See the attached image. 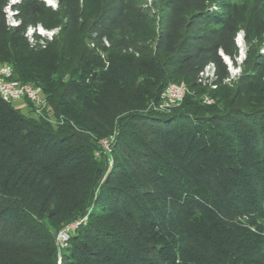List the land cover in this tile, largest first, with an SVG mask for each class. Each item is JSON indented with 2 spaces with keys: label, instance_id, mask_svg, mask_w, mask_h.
<instances>
[{
  "label": "trees",
  "instance_id": "1",
  "mask_svg": "<svg viewBox=\"0 0 264 264\" xmlns=\"http://www.w3.org/2000/svg\"><path fill=\"white\" fill-rule=\"evenodd\" d=\"M209 1L20 0L13 28L0 0V65L46 102L0 98V264H264V54L230 81L241 29Z\"/></svg>",
  "mask_w": 264,
  "mask_h": 264
},
{
  "label": "rangeland",
  "instance_id": "2",
  "mask_svg": "<svg viewBox=\"0 0 264 264\" xmlns=\"http://www.w3.org/2000/svg\"><path fill=\"white\" fill-rule=\"evenodd\" d=\"M44 2V0H43ZM166 0H133V5L137 9V11L142 14H146L147 19L157 20L159 15L164 11ZM50 6V5H47ZM51 7V6H50ZM209 7L213 11H217L220 14H229L233 13L237 15L238 24L240 26V32L236 37V44L239 48V57L236 59V65H234L228 58H224V62L226 63L229 74L230 81L236 82L239 78L240 74L244 70H248L247 63L249 64L250 58H253L254 54L261 53L264 54V0H210ZM52 8V7H51ZM47 32V31H46ZM56 33V31H51ZM39 33V31H37ZM241 33L243 35H241ZM46 36L47 35H43ZM48 38V37H47ZM31 41V40H30ZM238 69V70H237ZM212 66H209L205 69L203 75L206 77L211 74ZM171 86L174 85V90H177L176 87L180 88L183 83H172ZM169 85V86H170ZM178 85V86H177ZM168 86V87H169ZM188 93L187 87L184 85ZM183 90V86H182ZM183 92V93H184ZM186 93V94H187ZM185 94V93H184ZM182 94V96H184ZM178 94H170V99L174 96L177 97ZM163 98V95H162ZM203 103L206 105L214 104V101L207 96H203ZM183 99V98H182ZM182 101V100H181ZM181 101L171 107H165L164 102H162L157 106L159 110H168L170 111L177 108ZM13 106L20 110V113L26 117H35L37 118L36 113H34L33 108L29 109V105L26 102L18 101L12 102ZM46 104V102H45ZM163 106L161 109L159 106ZM166 108V109H165ZM53 122V121H52ZM55 123V122H54ZM106 143V144H105ZM104 149L108 150L107 142H103ZM109 160L111 157L109 156ZM110 162V161H109ZM78 223L69 226L65 231L61 232L57 236V243L61 244L60 247H65V242L68 239V233L72 232L76 229Z\"/></svg>",
  "mask_w": 264,
  "mask_h": 264
},
{
  "label": "built area",
  "instance_id": "3",
  "mask_svg": "<svg viewBox=\"0 0 264 264\" xmlns=\"http://www.w3.org/2000/svg\"><path fill=\"white\" fill-rule=\"evenodd\" d=\"M13 70L10 65L1 64L0 65V78L3 75H8V71ZM39 89L34 84H22L19 81L13 80L12 83L8 85H0V97H2V101L5 103L11 102H18V95L22 93H29L30 99L34 96V93ZM170 94H180L181 99V92L180 90H174V85L169 86L163 92L162 102H171L170 101ZM45 101V100H44ZM176 103V102H173ZM36 113H39L42 108H34Z\"/></svg>",
  "mask_w": 264,
  "mask_h": 264
},
{
  "label": "clouds",
  "instance_id": "4",
  "mask_svg": "<svg viewBox=\"0 0 264 264\" xmlns=\"http://www.w3.org/2000/svg\"><path fill=\"white\" fill-rule=\"evenodd\" d=\"M20 0H9V2L3 7V12L6 14L5 16V21L6 24L10 27H17L21 21L17 19H13V17L17 14L15 11L12 9V5L19 3ZM44 3L46 5H50L53 9H56L59 7V2L58 0H44ZM34 31H39L41 35H47L48 39L51 40L52 36L54 35V32L48 31L46 32L43 27H39L37 29H33L31 26L28 27L27 31L24 33V35L29 38V40L32 39V35ZM241 35H243L241 33ZM44 42L41 41V44ZM238 70V69H237Z\"/></svg>",
  "mask_w": 264,
  "mask_h": 264
},
{
  "label": "bare ground",
  "instance_id": "5",
  "mask_svg": "<svg viewBox=\"0 0 264 264\" xmlns=\"http://www.w3.org/2000/svg\"><path fill=\"white\" fill-rule=\"evenodd\" d=\"M12 82H13V71L12 70L8 71V75H3L2 78H0V85H8V84H10ZM36 86L39 87L38 84H36ZM182 86H183V90H182ZM178 87H176V88H177V90H180L181 99H182L183 98L182 94L185 93L184 92V85H181L180 88H178ZM0 98L2 99V97H0ZM18 101H29V102L33 103L36 108H43L44 105H45V101H44V99L42 97V92H41V88L40 87L34 93V96L32 97V99H30V94L29 93H22V94L18 95ZM170 101L171 102H166L164 106L168 108V107H171V106L173 107V106L177 105L181 101L180 100V94H178L177 97L174 96L173 98H171ZM173 102H176V103H173Z\"/></svg>",
  "mask_w": 264,
  "mask_h": 264
}]
</instances>
